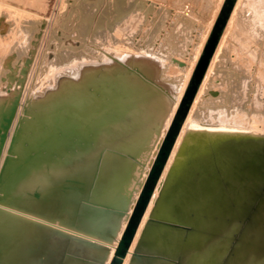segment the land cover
<instances>
[{"label":"rangeland","instance_id":"374dc122","mask_svg":"<svg viewBox=\"0 0 264 264\" xmlns=\"http://www.w3.org/2000/svg\"><path fill=\"white\" fill-rule=\"evenodd\" d=\"M229 1L231 0H0V97L6 93V97H4L9 101L8 104L0 107V126L4 118L12 111L14 103L17 102L14 121L0 157V173L6 157L9 156L8 150L14 134L17 133V138L12 154H14V158H17V146L22 140L27 120L43 119V110L37 112L38 115L34 112L36 105L41 108L42 100L50 96L54 97V94L59 90L71 84L68 82L69 80H66L54 87L53 73L61 71L60 68L63 69L67 64L70 66L82 59L99 61L100 64H103L106 57L116 62L119 67L124 65L126 68H131L133 66L129 65L128 60L133 58L137 62V57L140 58L142 55L144 57L141 59L149 57L158 65L156 77L158 82H162L161 86L164 87V83H167L173 88L170 91L172 96H169L171 100L167 115L173 103L174 117L190 86L196 66L216 24L223 18L225 10L229 7ZM237 2L238 0H236L234 8ZM233 10L220 38L221 42L224 34L228 33L224 49L217 59L218 62L216 60V64L214 63L212 73L209 74L214 54L203 79L205 81L209 74L202 101L196 111V118H199L198 122L201 123L203 110L222 109L228 113L233 111L236 98H233L232 94L236 92L241 96L244 93L243 78H246L249 88L245 91L247 97L243 101V109L248 114L253 112V96L259 76L257 67L261 61V54H264V46L260 41L250 46L253 50L260 49L257 59L250 58L248 60V56L243 58L244 55H240L241 59L248 60L247 64H250V67L251 65L255 67L251 74L250 72L246 74L243 71L244 68L242 70L237 67L240 66V63L234 61L235 53L242 47H248L246 44L248 42H245L246 38H240L242 31H237L235 26L228 30ZM240 44H244V46L241 47ZM198 53L199 55H197ZM129 56L132 58L128 59ZM172 58L186 59L185 62L189 65L194 64L193 72L187 81V71L181 72V68L172 62ZM70 72V70H66V73L59 74L58 78H55L61 81L60 79L65 77L64 74ZM59 76L61 77L59 78ZM203 81L192 106L198 97ZM92 83L88 81L84 86L85 95L94 86ZM161 89L164 91L163 88ZM63 93L66 95L68 91L63 90ZM55 110L57 109L54 108ZM259 110L264 115V95ZM61 111L63 113V110ZM167 115L162 118L156 129L150 131V138L145 145L138 148V152H130L125 155V158L130 161L132 181L123 186L121 197L115 203L102 206L107 220H112L111 218L117 220L114 231L108 232L106 228H103L97 234L81 232L80 229L86 225L81 216L80 207L84 206L85 208V206L89 207L93 204L90 199L85 200L84 198L76 203L72 202V206H78V209L75 210L72 207L71 215L66 217L70 233L79 238L91 239L107 245L111 250L107 264H110L115 254L117 248L115 245H118L120 233L125 223L126 228L139 198L138 191L142 190L163 144L167 133L157 151ZM240 130L249 132V128ZM254 133L264 136L262 130ZM69 179L75 186L78 183H83V188L90 189L94 185L93 179L88 174ZM56 196L48 195V199L51 201L50 197H54L51 201L55 204L54 216L61 218L60 214H56V211H60L62 204H70L64 203ZM38 200L42 203L48 202V200ZM70 209L71 205L69 211ZM66 210L69 213L68 209ZM56 226L59 229L65 228L57 223ZM241 233L243 238L247 232L242 230ZM252 236H255V233ZM256 236L257 239L255 237L253 240H248L246 237L245 244L241 243L237 256L230 260L217 258L219 253L221 257L226 256L222 252L225 244L221 245L223 246L221 251L217 248L218 245L214 244L215 258L211 260L212 263L264 264L263 240L261 234L256 233ZM248 241H252V245H254L251 250L245 246Z\"/></svg>","mask_w":264,"mask_h":264},{"label":"water","instance_id":"95a60500","mask_svg":"<svg viewBox=\"0 0 264 264\" xmlns=\"http://www.w3.org/2000/svg\"><path fill=\"white\" fill-rule=\"evenodd\" d=\"M235 3L236 0L229 1V7L204 49L110 264H124ZM172 62L186 67L175 58ZM131 71L140 75L144 88L149 91L132 104L145 105L154 96L155 78L136 65L128 68L118 85L120 88L128 86L129 96L137 76ZM16 109L17 102L0 126V157ZM16 138L17 133L11 139L9 156L0 173V204L5 200L2 193L5 184L10 182L8 187L13 188L32 167H38L44 161L41 158L31 161L27 156L20 165L14 166L16 158L11 154ZM13 179L16 180L13 182ZM242 230L247 232L243 238ZM256 233L261 234L264 249V136L251 132H188L130 264H213L214 244L219 250L225 244L222 252L227 257H221L219 253L217 258L230 260L237 256L246 237L257 239ZM249 242L245 246L251 250L254 245ZM110 255V248L101 242L79 238L0 206V264H107Z\"/></svg>","mask_w":264,"mask_h":264},{"label":"bare ground","instance_id":"6f19581e","mask_svg":"<svg viewBox=\"0 0 264 264\" xmlns=\"http://www.w3.org/2000/svg\"><path fill=\"white\" fill-rule=\"evenodd\" d=\"M234 26L237 31H242L240 38H246L245 42H248L246 43L248 47L243 48L244 44H240L242 48L236 53L234 51V61L240 63V66L237 67L244 68L242 70L246 74H249V72L251 74L255 67L252 65L250 67V64H247L248 60L250 58L257 59V53L260 49L253 50L250 46L258 41L264 46V0H238L228 23V30L234 28ZM227 34H224L216 50L209 74L212 73L214 63L224 49ZM240 55H244L243 58L247 56L249 58L248 60L241 59ZM141 57L143 58L144 56L137 57V62H135L129 56L128 59H132L128 60V63L130 66L136 65L140 67L145 72L150 73L152 75L150 77L155 78L154 81L156 83L153 86L154 88L152 87L155 90L154 96L145 105L138 103L133 106L132 104L133 100L136 101L149 93L144 88L145 84L140 75L135 71H131L133 75L137 74V76L133 79L132 95L130 94L129 96L128 86L120 88L118 85L119 81L125 77L128 68L124 65L119 67L116 62L109 58L105 57L103 64H100L99 61L82 59V61L75 62L70 66L67 64L63 69L60 68L61 71L58 70L53 73L54 87L66 80H69L68 82L71 84L69 83V86L59 90V92L54 94V97L50 96L45 100H40L41 108L36 105L34 112L37 114V112L43 110V119L27 120L22 140L20 145L17 146V158L14 166L20 165L19 163L27 156L32 159L31 161H35L34 159L37 158H41L44 161L38 167H32L28 174L19 180L13 188L8 187L10 182L7 186L6 184L4 185L2 193L5 196V200L0 206L32 219L49 223L55 227H57L56 223L63 225L65 228L60 229L70 233L66 217L71 215L72 207L75 210L78 209V206H72V202L76 203L83 198L85 200L90 199L92 206L80 207L81 216L86 225L80 231L87 234L100 233L103 228H106L108 232L114 231L117 220H113V218H111L112 220H107L102 206L115 203L121 197L123 186L128 185L132 181L130 161L125 158V155L130 152H138V148L147 143L151 136L150 131L156 129L162 118L167 115L171 100L169 96H172L170 91L173 90L171 85L164 83V87H162V82H158L155 74L158 65L155 64V61H152L149 57L144 59H141ZM260 58L261 61L257 67V69L259 68V76L257 77L256 91L253 96V112L251 114H248L243 109V101L247 97L245 91L248 88V82L246 78H243L242 89H244V93L241 96L236 92L232 94V97L236 98L233 111L231 110L228 113L222 109L203 110V118H200L202 123L198 122L199 118H196V111L202 101V95L209 79V74H207L198 97L195 99L192 109H190L191 111L184 123L124 264H130L131 256L186 133L201 130L248 132L240 130L246 128H249L251 133L264 131V115L259 110V105L264 95L263 53ZM176 59L186 64V67H179L181 72L187 71V81L193 72L194 64L189 65V63L185 62L186 59ZM66 70L71 72L64 74L65 77L59 81L57 76L66 73ZM88 81L93 82L94 86L85 95L84 86ZM63 90L68 91V93L64 95ZM3 94L0 97V107L9 102L5 98L6 93ZM48 95L50 94L48 93ZM69 98L71 99L69 100ZM8 99L10 100V98ZM172 105L174 104H171L165 119L164 130L157 151L173 118L175 108H172ZM54 108L57 110L54 111ZM61 110H63V113ZM86 174L93 179L94 185L90 189L83 188V183H78L75 186L69 181L71 177L86 176ZM10 176L13 177L12 174ZM145 179L146 177L143 182ZM15 180L13 179V182ZM140 192L141 190L138 191V195ZM37 193L39 196H36ZM48 195H57L56 197L64 201V203H69L71 205L70 211V205L62 204L60 211H56V214H60L61 218H56L54 216L55 204L51 202L54 197H50L51 201H49ZM38 199L48 200V202L42 203ZM66 209H68L70 214ZM125 225L126 223L120 233L119 241L125 230ZM117 246L115 245V248Z\"/></svg>","mask_w":264,"mask_h":264}]
</instances>
